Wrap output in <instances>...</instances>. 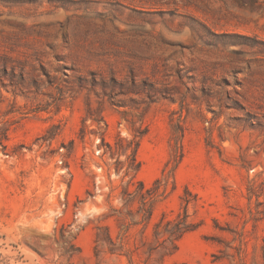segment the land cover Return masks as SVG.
<instances>
[{"label":"rangeland","instance_id":"1","mask_svg":"<svg viewBox=\"0 0 264 264\" xmlns=\"http://www.w3.org/2000/svg\"><path fill=\"white\" fill-rule=\"evenodd\" d=\"M0 264H264V0H0Z\"/></svg>","mask_w":264,"mask_h":264},{"label":"trees","instance_id":"2","mask_svg":"<svg viewBox=\"0 0 264 264\" xmlns=\"http://www.w3.org/2000/svg\"><path fill=\"white\" fill-rule=\"evenodd\" d=\"M137 146L138 143L136 144V148L133 151V155L136 152ZM182 157H183L182 145H180L179 139L176 136L174 137V147L172 150L171 160L168 162V164L171 163V165H173V168H175L179 163V161L182 159ZM138 168H139V163L136 162L134 171H137ZM137 184L140 190H144V193H140L139 195L141 207L139 209L138 216L142 222L143 221L148 222L152 216L151 205L155 197L157 196L158 191L152 192L151 188L146 189L145 184L142 181H138ZM125 194H127V196L131 195V193L128 192H126ZM195 229H196V225L188 221V215L185 209L183 217L178 215L174 219H166L165 216H162V218L158 221V223L154 224L153 237L155 239L156 246H160L166 242H169L172 248L176 249L177 241H179V239H181L183 235ZM106 237L108 241H111L108 235H106ZM99 242H100V237L98 234H96L95 243L99 245Z\"/></svg>","mask_w":264,"mask_h":264}]
</instances>
